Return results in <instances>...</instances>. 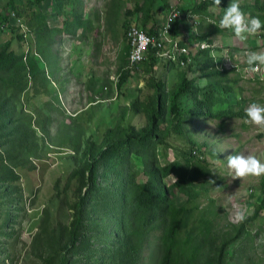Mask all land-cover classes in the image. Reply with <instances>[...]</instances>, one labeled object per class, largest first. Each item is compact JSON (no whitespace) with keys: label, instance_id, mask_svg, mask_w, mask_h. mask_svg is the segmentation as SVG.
Returning <instances> with one entry per match:
<instances>
[{"label":"rangeland","instance_id":"374dc122","mask_svg":"<svg viewBox=\"0 0 264 264\" xmlns=\"http://www.w3.org/2000/svg\"><path fill=\"white\" fill-rule=\"evenodd\" d=\"M230 2L117 0L114 16L112 0H0V264H160L173 208L183 251L229 237L223 264H264V175L232 179L226 167L232 154L264 163V129L194 112L198 101L213 113L264 106V69H241L264 52V27L236 45L219 28ZM254 2L240 8L264 24ZM173 8L185 12L169 33L193 52L222 47L213 55L228 71L201 78L210 60L192 53L197 101L179 96L171 119L168 99L150 127L157 91L175 90L189 63L129 66L125 32L159 31Z\"/></svg>","mask_w":264,"mask_h":264},{"label":"trees","instance_id":"16d2710c","mask_svg":"<svg viewBox=\"0 0 264 264\" xmlns=\"http://www.w3.org/2000/svg\"><path fill=\"white\" fill-rule=\"evenodd\" d=\"M112 10H111V14L114 16L117 15V13L119 12V7L117 6V4H115V2L117 3V0H112ZM254 6H256L257 11H259V14L264 15V1H257L255 0V2L253 3ZM202 8H206L203 5H201ZM5 11L8 14L9 10L7 7H5ZM181 14H184L185 11H181L179 10ZM190 11V10H189ZM192 12V11H191ZM6 19L7 16H0V20L3 21L1 22L3 26H5L6 24ZM180 20L178 19H174V23L172 24V28L176 27L177 24ZM171 28V29H172ZM220 29L216 28V30L211 31L210 33H215L218 32ZM146 32H148L149 34H155L158 31H151L150 30H146ZM173 33V32H172ZM174 34V33H173ZM171 35V34H170ZM207 36V35H206ZM181 43V42H180ZM209 43V41H208ZM184 44V43H181ZM211 47L206 48V49H199L196 53H203L205 54L209 60H211V58L209 57L208 53L209 50H214V51H220L221 48L216 47L214 44H211ZM128 50V44H127V48ZM196 54V55H197ZM151 58L153 61L157 60L159 61L154 55L153 52H149L147 55L146 59ZM143 63V62H142ZM191 64H189V66L186 67V69L183 72V76L181 77L179 83L177 84L175 90H172L171 92H165V94L161 95L160 91H157V95L154 98L153 104H152V108L150 110V117H151V124L150 127L155 125V119L154 116L159 113V110L161 108L162 104H168L166 101L168 99H170L169 102V108L168 110L171 112V119L173 117H175L176 115H179L181 113V111L183 110H179V107L177 106V102L178 101V97L181 96L182 94L185 93H189L192 91V93L194 94L193 99H196L197 101V97L196 94L197 92H199V88L197 87L194 79H190L187 80V71H190ZM206 69V68H204ZM203 69V70H204ZM198 70V69H197ZM201 69V71L199 72L200 75L199 77L203 78V75H205L207 78L212 77V76H216V75H220V74H225V72L228 71V69H223V68H208L206 70L203 71ZM192 78L197 79L194 75L192 76ZM198 88V89H197ZM226 89L225 93H231V87H224ZM197 105L200 107L199 109H196L194 112L197 114H214L216 116H223V117H242V118H246L245 116V112H243V107L238 106L236 109H231V110H224V111H220L218 113H213L210 111V109L208 107H206L208 110L207 111H202L203 106L207 105L206 103H203L202 101H198ZM197 165H200L199 161H196ZM195 184V183H193ZM181 188V192H184L186 190V185L182 184L180 185ZM192 186L188 187V189H191ZM263 188H264V181H263ZM264 197V195H263ZM256 212L260 209V208H264V198H263V202H261V204L257 205L256 207ZM180 208H173V210L171 211V219L167 221V224H165V227L163 228V232L161 235V245H162V257L160 260V264H223V251H224V246L228 243V238H221L218 240H216L214 237H209L208 239V243L206 242H200L191 253H188L186 251H183L182 248V244L185 246H191L189 245V239L188 242L186 241H180L177 237V233H176V229H177V224L174 221V217H175V212L176 214L178 213V210ZM78 224V219H76V225ZM145 240L144 237L140 238V240H137V244L134 248V252L136 255H140L141 257V252H142V246L144 244Z\"/></svg>","mask_w":264,"mask_h":264},{"label":"clouds","instance_id":"9594fccd","mask_svg":"<svg viewBox=\"0 0 264 264\" xmlns=\"http://www.w3.org/2000/svg\"><path fill=\"white\" fill-rule=\"evenodd\" d=\"M221 0H213V5L219 7ZM264 27L258 17H246L241 10L239 0H231L227 8H224L222 18L219 20V28L230 29L234 37L239 41H245L250 36L256 35ZM248 73H259L264 69V52H249L245 61ZM245 123L264 129V106L258 103H251L245 109ZM227 169L232 179H242L249 176L259 177L264 175V163H261L254 155L232 154L227 156ZM214 184V180L208 181ZM246 218L243 211L235 213V220L242 222Z\"/></svg>","mask_w":264,"mask_h":264},{"label":"built area","instance_id":"2783aa9c","mask_svg":"<svg viewBox=\"0 0 264 264\" xmlns=\"http://www.w3.org/2000/svg\"><path fill=\"white\" fill-rule=\"evenodd\" d=\"M188 12L192 13L189 10ZM179 17V9L173 8V11L166 19L165 26L155 34H149L148 32L134 26L128 29L125 32V40L128 44L126 59L129 66L141 64L146 60L148 53L153 52V55L158 60L160 59L175 64L177 67L183 68L188 63H192V53H196L199 49L202 50L211 47V45L206 42L196 43L197 48L193 52L192 50H189L188 46L179 43L172 35H170L169 28L171 23L174 19H178ZM192 47L194 49V46ZM213 52L218 51H214L212 49L209 50L208 55L211 60L205 68L208 69L215 67L224 69L225 65L222 62L215 61ZM196 56L201 59L203 58V53H199ZM220 58L222 57H219V59ZM246 67L247 65H243L241 66V69L244 70Z\"/></svg>","mask_w":264,"mask_h":264},{"label":"crops","instance_id":"0c3cea01","mask_svg":"<svg viewBox=\"0 0 264 264\" xmlns=\"http://www.w3.org/2000/svg\"><path fill=\"white\" fill-rule=\"evenodd\" d=\"M213 34H215V35H213ZM207 35V37L208 38H219V36L218 35H216V33H208V34H206ZM224 38H226V37H224ZM231 38V39H230ZM230 40L231 41H233V42H237V44L236 45H238V44H240L241 43V41H239V40H237L234 36H230ZM205 39H207V38H205ZM231 42H228V44H230ZM235 45V46H236ZM229 47H231V46H229Z\"/></svg>","mask_w":264,"mask_h":264}]
</instances>
